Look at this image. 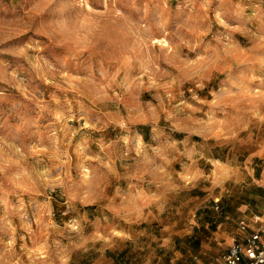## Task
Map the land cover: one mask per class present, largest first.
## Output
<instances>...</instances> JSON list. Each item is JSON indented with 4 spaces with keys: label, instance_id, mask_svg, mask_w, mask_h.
Instances as JSON below:
<instances>
[{
    "label": "rangeland",
    "instance_id": "1",
    "mask_svg": "<svg viewBox=\"0 0 264 264\" xmlns=\"http://www.w3.org/2000/svg\"><path fill=\"white\" fill-rule=\"evenodd\" d=\"M259 144L264 0H0V264L129 263Z\"/></svg>",
    "mask_w": 264,
    "mask_h": 264
},
{
    "label": "crops",
    "instance_id": "2",
    "mask_svg": "<svg viewBox=\"0 0 264 264\" xmlns=\"http://www.w3.org/2000/svg\"><path fill=\"white\" fill-rule=\"evenodd\" d=\"M250 151V160L247 161L249 164L245 170L241 173L240 167H235V173L228 175L227 181L231 182V187L226 201L221 202V212H199L197 219L193 220L190 226L187 224V215L182 220L179 216V220L173 221V226L162 227L158 232L159 236L151 238L144 245H139L136 239H130L131 241L117 251L114 247H107L110 254L120 258L124 256L125 260L128 259L126 249L135 252L129 263L125 261L117 264H223L229 245L234 239H241L238 220L250 221L251 215L262 213L261 207L264 206V149L259 144V147ZM255 159H260L259 165H256V162L250 165ZM253 166L261 167L260 177L256 176ZM261 218L264 220V214ZM178 221L182 225H175ZM156 248L162 251L167 249L172 255L163 257L162 260L164 253L157 255L153 251ZM149 252L153 253L152 256L147 254Z\"/></svg>",
    "mask_w": 264,
    "mask_h": 264
},
{
    "label": "built area",
    "instance_id": "3",
    "mask_svg": "<svg viewBox=\"0 0 264 264\" xmlns=\"http://www.w3.org/2000/svg\"><path fill=\"white\" fill-rule=\"evenodd\" d=\"M261 211L252 215L251 223L238 220L241 239H234L229 245L223 264H264V207Z\"/></svg>",
    "mask_w": 264,
    "mask_h": 264
}]
</instances>
